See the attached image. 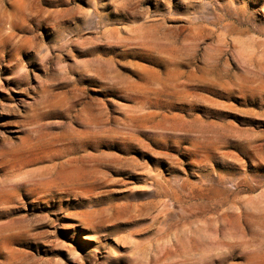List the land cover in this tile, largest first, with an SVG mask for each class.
I'll return each mask as SVG.
<instances>
[{
    "label": "rangeland",
    "instance_id": "1",
    "mask_svg": "<svg viewBox=\"0 0 264 264\" xmlns=\"http://www.w3.org/2000/svg\"><path fill=\"white\" fill-rule=\"evenodd\" d=\"M0 264H264V0H0Z\"/></svg>",
    "mask_w": 264,
    "mask_h": 264
},
{
    "label": "bare ground",
    "instance_id": "2",
    "mask_svg": "<svg viewBox=\"0 0 264 264\" xmlns=\"http://www.w3.org/2000/svg\"><path fill=\"white\" fill-rule=\"evenodd\" d=\"M73 159V158H72ZM71 161V160H70ZM73 161V160H72ZM69 162V161H68ZM74 162V161H73ZM70 164V163H69ZM1 228H3V227H1ZM5 231V230H4Z\"/></svg>",
    "mask_w": 264,
    "mask_h": 264
}]
</instances>
